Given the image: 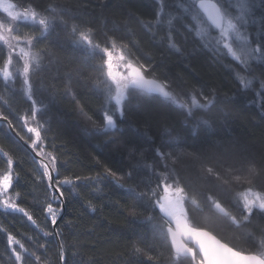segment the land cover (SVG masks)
Returning a JSON list of instances; mask_svg holds the SVG:
<instances>
[{"label":"trees","instance_id":"16d2710c","mask_svg":"<svg viewBox=\"0 0 264 264\" xmlns=\"http://www.w3.org/2000/svg\"><path fill=\"white\" fill-rule=\"evenodd\" d=\"M11 1L57 17L47 32L39 25L16 26L20 36L35 37L31 50L41 57L40 66L33 64L29 72L36 119L31 118L33 103L17 71L7 81L0 75V118L29 145L34 138L26 132L24 117L34 127L42 125L41 142L33 149L37 153L43 148L39 156L51 168L55 158L53 183L63 193L64 204L56 226L62 264H190V257L174 258L162 226L164 217L151 194L163 174L178 180L189 194L185 207L195 226L239 250H260L264 214L253 211L248 221L242 219L238 194L244 183L234 176H247L255 166L259 174L252 177L251 186L264 192V96L259 94L264 90V58L244 69L212 52L189 30L194 24L183 11L188 0H163V10L161 0ZM50 5L63 11L53 13ZM73 25L90 27L93 40L102 46L112 47L109 38L117 41L118 49L121 43L127 45L132 60L147 67L148 78L167 82L175 94L203 93L213 102L189 114L162 96L134 92L125 101L123 116H116L115 127L105 129V111H113L106 103L104 85L98 83L105 80L102 53L97 50L93 55L72 33ZM169 34L177 47L170 46ZM245 34L252 46L264 45V0H249ZM6 59L0 44V68ZM237 70L252 81L250 87L240 83ZM0 149V175L9 170L11 158L9 193L23 209V213L0 209V264H17L9 235L27 249L20 264H59L47 207L51 204L59 214L60 200L45 167L3 121ZM160 152L171 153L176 163ZM208 167L220 178L208 174ZM65 179L72 183H63ZM193 196L197 205L191 203ZM209 196L235 215L239 226L218 213Z\"/></svg>","mask_w":264,"mask_h":264},{"label":"snow or ice","instance_id":"6c2138e0","mask_svg":"<svg viewBox=\"0 0 264 264\" xmlns=\"http://www.w3.org/2000/svg\"><path fill=\"white\" fill-rule=\"evenodd\" d=\"M163 10V0H161ZM232 7L238 9V14H233ZM0 11L7 14V17L11 21H17L21 17L27 21L29 18L32 22L38 23L41 26L42 32H47L49 28L53 27L56 23L57 17L52 15H42L34 8L29 6L23 11L17 10V5L9 2V0H0ZM50 11L55 13L63 11V8L59 5H50ZM183 11L190 15L194 24L189 25V30L196 32L197 36L204 42L206 47L214 48L220 55L230 56L238 64L247 69L249 61L251 59L264 58V45H258L252 47L248 40V37L243 34L241 28L247 22V13L249 11V0H237L235 5H232L229 0H188L186 6H183ZM62 20L63 17H60ZM171 19L169 24H171ZM216 29L218 35H212L211 29ZM92 29H78L77 25L72 26V33L78 36L80 42L86 44L92 49L93 55L97 54V50L103 53L101 56V72L107 77L106 80L98 81L99 84H103L106 91V103L109 105H115V111L124 114V104L127 99L134 92H141L146 94H159L166 99L172 100L180 107L188 110L191 114L193 108L206 107L213 101L212 98L203 95L201 93L199 97L196 92L189 94L187 98L178 96L170 90V86L167 82L157 79H150L146 75L148 69L144 64L136 63L132 60L131 56L126 52L127 45H119L118 59L121 62L118 67L123 68L124 71L114 72V50L118 47L117 41L114 38H109L112 48L102 46L99 42H95L92 36ZM14 28L11 23L0 22V41H2L11 50L14 47L19 46L23 42L26 47H20L21 58L23 59V67L21 74L24 77V84L28 85V96L33 103V111L31 118L36 119L37 101L33 99L31 92V85L29 83V72L32 65L36 67L40 66V54H33L31 49L33 45L34 36H20L15 35ZM170 46L177 47L174 42H171V35L169 34ZM15 41L14 45L12 42ZM214 42V44H213ZM106 57V58H105ZM13 63L11 54L3 68H0V75L4 80L12 78L13 73L9 71L8 65ZM237 78L244 87H250L252 81L243 75L239 70L236 71ZM110 81V83H109ZM264 89V84L261 85ZM260 95L264 96V90ZM203 100V103H201ZM27 124L28 117H24ZM105 126L115 127V120L113 114L106 110L104 114ZM207 123V121H205ZM37 127H28V131L35 135V139L32 140V147L36 149L38 142H41V132ZM3 150L0 149V152ZM43 152V148L37 151V155ZM162 157L168 155L171 157V153L165 154L159 153ZM8 156V153H3ZM51 155V154H48ZM173 164L176 163V158L171 157ZM9 170L0 175V204L7 208H15L16 205L10 200L6 199L5 194L12 186L13 174H12V160H7ZM45 167V175H49L48 166ZM52 170H55V158H52ZM208 174L216 175L217 179L220 178L219 173H214L211 167L206 168ZM258 171L255 166L249 168V175L242 176L236 175L234 179L237 182H243L249 185L246 189L239 193V196L243 202V212L247 215H243L242 219L248 221L249 217L253 214V209L258 208L264 211V192L256 190L251 185L253 184L252 177L258 175ZM131 175V173H130ZM49 179L52 177L49 175ZM65 184L72 183L70 179L63 181ZM163 184L162 194H158L160 185L152 190V196L155 197V205L159 207L160 212L163 214V227H166L167 232L171 238L172 248L174 250V258L179 260L181 257H190V264H264V238L260 242V250L255 252H245L230 246L227 242L222 241L211 231L204 228L195 226L189 220V213L185 207V201L189 199V194L185 191V188L180 185L178 180L169 182L168 174H163V180L160 182ZM57 191L59 189L57 188ZM16 195H19L17 193ZM63 195V193H61ZM144 195H147L146 193ZM55 199V197H54ZM209 200L212 201V205L226 216H229L234 224L239 226L241 223L235 215H232L228 210L222 206V204L209 196ZM191 203L197 205V200L193 196L191 197ZM23 211V209H19ZM47 211L51 214L52 223L56 224L57 211L53 209L49 204ZM25 215H28L25 213ZM151 218V217H150ZM29 220H32L31 216H28ZM35 223V221H33ZM175 224V229L172 224ZM52 233L45 232L44 235L48 236ZM59 232H57V235ZM184 238L191 240L195 244V248L190 247L184 242ZM9 244H19L21 249H24V245L9 235ZM63 247V245H61ZM26 252L27 249H24ZM140 249H137L139 252ZM13 254L17 261H23L24 257L19 251L13 249ZM32 255H36L32 253ZM63 258L61 254V259ZM152 257L150 256L149 259ZM36 260L39 261L40 257L36 256Z\"/></svg>","mask_w":264,"mask_h":264},{"label":"rangeland","instance_id":"374dc122","mask_svg":"<svg viewBox=\"0 0 264 264\" xmlns=\"http://www.w3.org/2000/svg\"><path fill=\"white\" fill-rule=\"evenodd\" d=\"M9 2H11V3H14V4H16L17 5V10H19V11H23L24 9H26V8H28V7H24V6H22V5H18L17 3H15L14 1H11V0H9ZM229 2L232 4V5H235L236 4V2H237V0H229ZM231 11L233 12V14H238V9L237 8H235V7H232V9H231ZM0 22H6V23H11L12 24V26H13V28H14V33L13 34H15V35H19L18 34V32L16 31L17 30V25H19V24H29V25H39L38 23H34V22H32L31 21V19L29 18L27 21H25L24 20V18L23 17H21L20 19H18L17 21H11L10 20V18L9 17H7V14L6 13H4V12H2V11H0ZM248 23H249V11H248V13H247V22L243 25V27L241 28V31L243 32V34L246 36V34H245V30H246V28H247V26H248ZM40 26V25H39ZM211 33H212V35H218V31L217 30H215V29H211ZM23 37V36H22ZM14 45L16 44V42L15 41H13L12 42ZM202 43L204 44V42L202 41ZM0 44L1 45H3L4 46V48H5V50H6V53H7V59H8V57H9V55L11 54V57H12V61H13V63L11 64V65H8V68H9V71H11V72H13V71H17V73H19L20 75H21V77H22V80H23V88H24V91L26 92V96L27 97H29L28 96V85H25L24 84V77H23V75L21 74V71H19V70H21L22 69V67H23V59L21 58V54H20V47H26V45L23 43V42H21L20 44H19V46H17V47H14L13 49H9L8 47H7V45H5L2 41H0ZM213 44H214V42H213ZM251 45V44H250ZM252 46V45H251ZM252 47H254V46H252ZM112 47H110V49H111ZM209 48V47H208ZM212 52H214V53H217L215 50H214V48H211L210 49ZM32 51V50H31ZM33 53V52H32ZM34 54V53H33ZM102 55H103V53H102ZM118 56H119V49L118 48H116L115 50H114V60H113V63H114V72H117V71H120V72H123L124 71V69L123 68H120V67H118V65L121 63L120 61H119V59H118ZM225 56H227V55H225ZM230 60H232V61H234L236 64H238V62H236L235 60H233L230 56H227ZM106 58V57H105ZM7 59H6V61H7ZM253 60H255V59H251L249 62H251V61H253ZM239 65V64H238ZM240 66V65H239ZM3 68V67H2ZM2 76V75H1ZM3 77V76H2ZM104 77H105V80L107 79V77L104 75ZM109 83H110V81H109ZM165 98V97H164ZM171 102H173L172 100H171ZM174 103V102H173ZM174 104H176V103H174ZM177 106H179L178 104H176ZM111 107H112V111H113V117H114V120H115V118H116V116H118L119 114H120V112H118V111H115V105L114 104H112V105H110ZM180 107V106H179ZM183 109H185V108H183ZM194 109V108H193ZM185 110H187V109H185ZM188 111V110H187ZM105 121V120H104ZM24 124H25V128H26V132L27 133H29V135L31 134L32 136H33V138L35 139V135L33 134V133H30L29 131H28V127H34V124L32 123V121L30 120V119H28L27 120V124L25 123V120H24ZM110 129V128H113V127H106L105 126V129ZM163 180V179H162ZM161 180V181H162ZM169 182H171L170 180H169ZM247 187H249V185L248 184H246V183H244V186H243V190L244 189H246ZM243 190H241L240 192H242ZM257 190V189H256ZM259 191V190H258ZM10 188L8 189V192L5 194V198L6 199H8V198H10V200L12 201V202H14V198L10 195ZM162 192H163V184H160V187H159V194H162ZM238 200H239V202L241 203V205H242V207H243V202H242V199H241V197L239 196V194H238ZM187 201V200H186ZM186 201H185V203H186ZM15 203V202H14ZM16 205V204H15ZM156 206V205H155ZM157 207V209L159 210V207L158 206H156ZM0 209L1 210H3V211H14V212H19V213H23L22 211H20L19 210V208L16 206L15 208H7V207H4L2 204H0ZM160 211V210H159ZM253 211H258V212H261V213H263L264 214V211H262V210H260V209H258V208H254L253 209ZM162 214V213H161ZM163 215V214H162ZM244 215H247V213H245L244 212ZM172 227L175 229V224L173 223L172 224ZM13 249H16L17 251H19L20 253H21V255L24 257V255H26L27 254V252H25L24 251V249H21L20 248V245L19 244H11V254H12V256H13V258H14V260L16 261V263L17 264H20L21 263V261H17L16 260V258H15V255L13 254Z\"/></svg>","mask_w":264,"mask_h":264},{"label":"water","instance_id":"95a60500","mask_svg":"<svg viewBox=\"0 0 264 264\" xmlns=\"http://www.w3.org/2000/svg\"><path fill=\"white\" fill-rule=\"evenodd\" d=\"M0 121H3L7 124L8 126V129L9 131L11 132V134L19 141V143L29 152L31 153V155L33 156V158L38 162L40 163L41 165H47L48 166V171H49V175L52 177V179L50 181V186L52 187V189L54 190V192L57 194L59 200H60V212L57 216V219H56V224H53L51 225V229H52V233L54 235V238H55V243L57 245V250H58V257H59V264H62V259H61V245H60V242H59V239H58V236H57V232H56V226L57 224L60 222V220L62 219L63 217V214H64V204H63V201H62V197H61V194L59 193V191H57V188L54 186V183H53V170L51 169L50 165L47 163V161L45 159H43L41 156L37 155V153L34 151L32 145H29L27 143H25L16 133L15 131L12 129L11 125L9 124V122L4 119V118H0ZM48 175V177H49ZM216 209V208H215ZM217 210V209H216ZM219 212V210H217ZM168 234V232H167ZM168 237H169V242H170V245L172 247V244H171V238L168 234ZM184 241L188 242L189 244H191L193 246V248H195V244L187 239V238H184ZM173 250V248H172ZM174 252V250H173Z\"/></svg>","mask_w":264,"mask_h":264},{"label":"bare ground","instance_id":"6f19581e","mask_svg":"<svg viewBox=\"0 0 264 264\" xmlns=\"http://www.w3.org/2000/svg\"><path fill=\"white\" fill-rule=\"evenodd\" d=\"M214 29V28H213ZM216 30V29H215ZM150 79H152V78H150ZM154 95H158V96H162V95H159V94H154ZM179 96V95H178ZM163 97V96H162ZM181 97H184V96H181ZM164 98V97H163ZM184 98H187V97H184ZM165 100L166 101H168V102H171V100L170 99H166L165 98ZM173 103V102H172ZM174 104V103H173ZM176 105V104H175ZM182 108V107H181ZM52 169V168H51ZM213 208L215 209V207L213 206ZM216 210V209H215ZM217 211V210H216ZM218 212V211H217ZM218 213H221V212H218Z\"/></svg>","mask_w":264,"mask_h":264}]
</instances>
